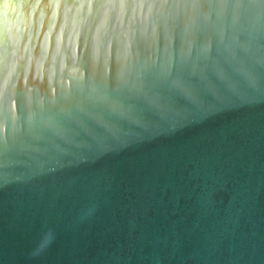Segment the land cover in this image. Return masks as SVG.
<instances>
[{
	"label": "water",
	"instance_id": "obj_1",
	"mask_svg": "<svg viewBox=\"0 0 264 264\" xmlns=\"http://www.w3.org/2000/svg\"><path fill=\"white\" fill-rule=\"evenodd\" d=\"M0 264H264V0H0Z\"/></svg>",
	"mask_w": 264,
	"mask_h": 264
}]
</instances>
